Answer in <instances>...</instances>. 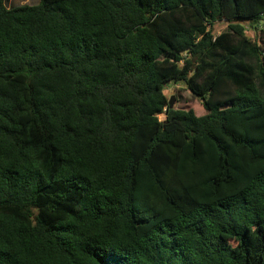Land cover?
<instances>
[{
	"label": "trees",
	"instance_id": "16d2710c",
	"mask_svg": "<svg viewBox=\"0 0 264 264\" xmlns=\"http://www.w3.org/2000/svg\"><path fill=\"white\" fill-rule=\"evenodd\" d=\"M261 24L264 0H0V264H264Z\"/></svg>",
	"mask_w": 264,
	"mask_h": 264
},
{
	"label": "rangeland",
	"instance_id": "374dc122",
	"mask_svg": "<svg viewBox=\"0 0 264 264\" xmlns=\"http://www.w3.org/2000/svg\"><path fill=\"white\" fill-rule=\"evenodd\" d=\"M39 4V0H5V6L7 8H16L21 6H35ZM264 27V24L260 25V29ZM228 28V24L226 22H219L215 24L212 28V32L214 35H220ZM252 29L249 25L246 26V34L248 37L256 38L260 40L259 34L261 33ZM261 36V34H260ZM165 94L168 97V100L174 98L175 104L174 109H186L192 108L198 116H202L206 114V111L203 109L202 101L199 98L193 96V94L189 91L187 86L184 83L179 84H168L165 86ZM160 120H164L165 116L161 115Z\"/></svg>",
	"mask_w": 264,
	"mask_h": 264
},
{
	"label": "water",
	"instance_id": "95a60500",
	"mask_svg": "<svg viewBox=\"0 0 264 264\" xmlns=\"http://www.w3.org/2000/svg\"><path fill=\"white\" fill-rule=\"evenodd\" d=\"M174 104H175L174 98H171L169 100V104H168V107L166 108V110L173 109L174 108Z\"/></svg>",
	"mask_w": 264,
	"mask_h": 264
}]
</instances>
